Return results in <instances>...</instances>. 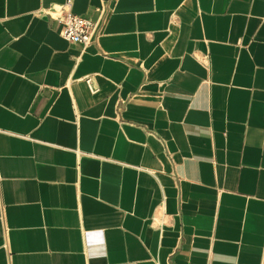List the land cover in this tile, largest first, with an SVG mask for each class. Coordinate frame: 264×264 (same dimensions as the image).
<instances>
[{
    "label": "crops",
    "instance_id": "0c3cea01",
    "mask_svg": "<svg viewBox=\"0 0 264 264\" xmlns=\"http://www.w3.org/2000/svg\"><path fill=\"white\" fill-rule=\"evenodd\" d=\"M0 0V264H261L264 0Z\"/></svg>",
    "mask_w": 264,
    "mask_h": 264
},
{
    "label": "built area",
    "instance_id": "2783aa9c",
    "mask_svg": "<svg viewBox=\"0 0 264 264\" xmlns=\"http://www.w3.org/2000/svg\"><path fill=\"white\" fill-rule=\"evenodd\" d=\"M47 14L57 21L58 32L66 41L82 46L92 43L97 27L96 23L88 17L73 13L70 10V0L51 6ZM261 264H264V246Z\"/></svg>",
    "mask_w": 264,
    "mask_h": 264
}]
</instances>
